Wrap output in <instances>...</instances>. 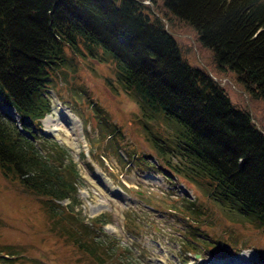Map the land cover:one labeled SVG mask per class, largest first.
I'll use <instances>...</instances> for the list:
<instances>
[{"label": "trees", "instance_id": "trees-1", "mask_svg": "<svg viewBox=\"0 0 264 264\" xmlns=\"http://www.w3.org/2000/svg\"><path fill=\"white\" fill-rule=\"evenodd\" d=\"M157 3L0 0V104L14 108L21 129L31 136L0 113V173L39 200L51 227L96 264L113 263L114 244L97 240L105 220H92L97 233L85 226L73 210L79 177L71 156L56 141L42 154L30 127H39L49 112L45 93L59 76L66 50L102 58L96 51L101 46L102 55L115 62L117 81L139 99V107L179 125L178 163H169L160 144L151 146L164 166L264 231V132L248 111L231 104L208 71L180 57L165 26L176 20L192 25L216 66L234 71L245 90L264 98V0H161V11ZM103 113L101 120L108 119ZM112 135L122 136L113 122ZM66 198L70 203L61 205ZM191 217L200 223L196 210L185 218ZM13 254L0 250L5 264Z\"/></svg>", "mask_w": 264, "mask_h": 264}, {"label": "rangeland", "instance_id": "rangeland-1", "mask_svg": "<svg viewBox=\"0 0 264 264\" xmlns=\"http://www.w3.org/2000/svg\"><path fill=\"white\" fill-rule=\"evenodd\" d=\"M157 1L161 11V0ZM165 26L180 57L208 71L231 104L248 111L264 132V98L245 90L234 71L216 66L213 53L192 25L176 20ZM96 51L102 58L86 51L75 56L66 50L59 76L45 93L49 104L55 95L79 120L81 128L75 126L73 134L76 143L65 138L64 130L58 129L61 141L46 135L42 121L39 127H30L42 154L56 141L71 156L79 177L78 203L73 210L94 233L92 220H105L97 240L114 244L109 249L112 264H215L212 259L226 264L235 259L232 264H264V231L164 166L151 146L160 144L169 163H178L179 125L161 112L139 107V99L117 81L114 60L102 55L101 46ZM101 112L109 117L108 122L101 120ZM112 122L119 126L121 138L112 135ZM98 174L104 185L96 179ZM110 184L112 192L118 193L117 187L126 199L111 196L105 187ZM24 194L23 187L0 173V250L14 253L7 257L9 264H96L51 227L39 200ZM70 201L66 198L59 203ZM194 210L200 223L191 217V225L185 217ZM0 264H5L1 257Z\"/></svg>", "mask_w": 264, "mask_h": 264}, {"label": "bare ground", "instance_id": "bare-ground-1", "mask_svg": "<svg viewBox=\"0 0 264 264\" xmlns=\"http://www.w3.org/2000/svg\"><path fill=\"white\" fill-rule=\"evenodd\" d=\"M0 109L5 113L9 114L10 116L17 118V115L15 114L11 106L0 105ZM76 122H77V118L70 112L68 108L63 107L59 102L58 98L55 95H53V97L51 98V111L47 113V115L44 118H42V124L44 125V132L52 134L55 138L61 141V136L59 135L58 129H60V131L64 130L65 138L71 140L72 142L74 141L76 143L75 137L73 136L75 126H77ZM57 130H58V136L56 135ZM95 177L103 184V180H101L100 174L96 175ZM112 186H113L112 184L105 186L107 187L108 190L107 189L106 190L111 196L114 195L126 199V197H124L125 196L124 193L119 188L115 187L118 190V193L112 192L113 191ZM235 260H232V263H235ZM212 262H214L215 264H226V261L224 262V260L219 261L212 259Z\"/></svg>", "mask_w": 264, "mask_h": 264}, {"label": "water", "instance_id": "water-1", "mask_svg": "<svg viewBox=\"0 0 264 264\" xmlns=\"http://www.w3.org/2000/svg\"><path fill=\"white\" fill-rule=\"evenodd\" d=\"M48 136H52L51 134H47Z\"/></svg>", "mask_w": 264, "mask_h": 264}]
</instances>
